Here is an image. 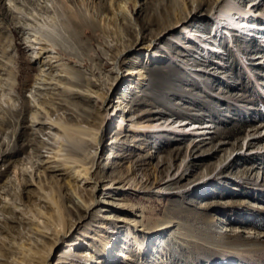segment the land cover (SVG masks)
<instances>
[{"label":"rangeland","instance_id":"374dc122","mask_svg":"<svg viewBox=\"0 0 264 264\" xmlns=\"http://www.w3.org/2000/svg\"><path fill=\"white\" fill-rule=\"evenodd\" d=\"M237 1L248 7L260 1V10L264 8V0ZM185 2L0 0V264L25 262V257L9 250L11 241L46 254L53 244L33 225L20 222L15 211L29 202L24 172L38 154L32 141L39 126L32 125L36 109L30 104L32 86L43 69L36 52L44 45L56 48L54 68L46 70L56 75L50 95L44 98L51 96L56 102L53 109L46 108L51 118L70 124L93 119L90 129H95L104 120L105 106L121 109L116 119L124 124L145 122L150 116L139 114L155 108L166 114H155L154 122L160 117L178 118L210 125L206 130L213 131L195 145L204 137L152 132L149 143L143 132L135 131L112 143L118 133L126 132L118 130L115 121L108 124L104 136L109 143L100 150L96 171V178L103 180L96 198L129 210L101 205L87 215L84 203L91 192L83 190L84 182L70 190L75 195L67 200V209L57 188L47 185L59 209L42 208L43 215L52 213L49 216L64 227L87 215L73 235L53 250L49 264H56L67 242L78 236L87 244L73 250L90 252V260L76 264H264V64L253 59L264 56V42L244 36L233 43L226 29L220 58L205 52V61L197 63L202 54L194 49L183 64L178 60L183 56L176 54L183 47L168 42L178 40L175 31L152 52L137 49L119 56L124 46L136 42L139 32L147 45L161 31L167 14L185 7ZM209 9L206 5L203 10ZM208 23L206 34L211 31ZM147 53L164 60L147 63ZM117 68L123 75L133 68L141 74L118 80ZM199 68L204 70L196 71ZM86 89L97 91L99 99L83 95ZM107 93L109 100L104 103ZM137 137L142 140H133ZM162 158L166 164H159ZM180 166L186 175L169 181ZM137 213L142 214L137 218L139 228L125 222L116 225L117 219H133ZM40 215L37 219L43 220ZM107 215L110 218L104 219ZM139 241L146 245V255L139 253ZM107 244L111 255L122 251L128 257L105 260L95 250Z\"/></svg>","mask_w":264,"mask_h":264},{"label":"bare ground","instance_id":"6f19581e","mask_svg":"<svg viewBox=\"0 0 264 264\" xmlns=\"http://www.w3.org/2000/svg\"><path fill=\"white\" fill-rule=\"evenodd\" d=\"M185 1V7H175V9L170 12V15L167 14L161 31L154 33L153 37L148 40L149 42L147 45H143L146 37L141 35V32H139L136 42L124 46V48L119 51V56L127 52H133L137 49H147L148 51L152 52L160 40L166 38L168 34H172L175 31L178 32L175 36V38L178 40H171L168 42L172 44L173 41L178 47H183L182 52H176L177 55L183 56L182 58H178V60L183 64L189 61L188 56L192 54L191 52L194 49H199L200 54H202V58L200 61H197V63L205 61V52H209V54L215 53L219 55L220 58V55L222 54L221 52L223 51L219 49V47L221 45L220 43H222V39L224 40V33L227 34L226 29L228 30L230 40L233 43H236L238 38L244 36H248V38L252 37L255 40L264 42V8L260 10V1L252 2L249 7L242 5L237 0ZM195 3L197 4L194 6ZM206 5L210 7L208 11L203 10ZM192 20L198 23L193 24L194 21ZM208 21H211V31L206 34L205 30L208 28ZM227 47L232 48V45L228 44ZM37 49L38 51L36 52V58L43 59V69H41V72L36 77V81L32 86L31 92L33 94L34 100H32L33 104H30V107L33 110L36 109L34 111L36 119H32V125L39 126V129H36L37 133H35L32 141V144L34 142L36 145L35 149L38 151V154L33 161L34 163L31 169H27L24 172L26 175L24 192L28 196L29 202L25 207L24 205L23 207L17 206L15 211L20 213V215H16L20 222L33 225L36 227L37 232H39L42 237L51 239L53 244L46 254L42 253V251L32 250L31 248L24 247L22 244L11 241L8 246L9 250L25 257L26 259L23 264H49L53 250L62 244V242H65L68 237L73 235L74 230L81 225L86 216L95 207L101 205L102 207L105 206L119 209L123 207V205L120 203L113 201H102L96 198V194L100 190V187H102L101 183L103 181L102 179L100 180L96 178V171L101 164L100 150H104L106 144L109 143L106 141L104 136V130L108 124L115 121L117 122V127H115L118 130L124 129L123 133L126 132L124 135H121L122 132L120 131L121 133H118L120 135L116 136L111 141L112 143L120 142V137L123 138L124 136H129L130 132L135 131L136 133L143 132L145 136L144 139L149 141V143L151 141L148 139V137H150V133L152 132H172L181 134L183 136L192 134L197 136V138L204 137L201 139H196V141L193 143L195 145L197 141L200 142L203 139H206L207 137L205 136L207 134L213 133V131L206 130V128H211L210 125L191 124L190 121L179 122L177 121L178 118L163 119L160 117V121L154 122L153 116L155 114H166L162 109L155 110V108L142 111L139 116L150 117L145 120V122H138V124H129L128 122L124 124L121 120L119 121L116 119L118 118V110L120 111L121 109L110 110V108L106 107L105 105L104 120L98 128L90 129V126L94 122L93 119H88L87 121H82V119H79L78 123L76 124L62 123L57 121L56 119L50 117L52 113L46 109L47 107L53 109V105L56 104V102L51 99V96H49L47 99H44L50 95L49 90L53 88L52 86L55 84L54 82L56 80L55 74L50 71H46L50 69L52 70V68H54V66H52V58H54L52 53L56 52V48H50V46L44 45L42 47H38ZM146 57L147 63L156 62L157 60L162 62V60H164L162 58L163 56L157 55L155 53H147ZM263 57V55H258V58L253 57L254 60H257L255 64H264ZM200 70L204 69L199 68L196 71ZM117 72L118 80H122L126 77H137L141 74V70L137 68L129 70V72H127L125 75L122 74V70L119 68H117ZM206 72L213 73L212 71ZM56 85L58 86V83ZM59 86L61 85L59 84ZM82 94L95 101L99 99L97 91L91 92L90 90L86 89V91ZM39 98H41L43 101L45 100V102L41 101ZM102 100L104 103H106L109 100V94L107 93L106 97H103ZM120 103L125 107L124 110H126L127 105H125L122 101H120ZM82 116L84 117V115ZM116 133L117 132L114 134ZM42 134L47 135L48 138L45 139L42 137ZM156 136L159 137L158 135ZM113 137V135L110 136V138ZM59 138H61L60 141ZM133 140L138 141L142 140V138L139 139L137 137ZM252 141H250L249 144ZM166 163V158L159 159V164ZM185 175V170L180 166L175 176L172 179H169V181L175 180L179 177L181 178L182 176L184 177ZM81 182H84L83 190H89L91 192V196L89 197L87 203H84L85 211L87 213L86 216L81 215L68 227H64L59 221L54 220L49 216L50 214L52 215V213L43 215L42 208L47 207L53 210V212L56 209H59L58 204L51 200L50 192L46 190L47 185L57 188L59 198L61 201H63L62 205L65 208L70 209L66 205L67 200H70L72 195H75V193L70 190L72 188L77 190ZM109 188L113 187L110 186ZM3 207L5 210L12 212L11 206H9L7 203H3ZM74 208L76 211L79 209L78 206ZM123 209L129 210L128 208L124 207ZM72 210L74 209L72 208ZM131 210L134 211L133 208H130V211ZM39 213L41 214L40 216H43V220L37 219L36 215ZM141 216V213H137L133 219H126L123 217L119 218L117 219L118 222H116V225H118V223L125 222V226L127 225L129 227L134 226L139 228L142 226V224L139 220H137V218ZM103 218L108 219L110 217L107 215ZM120 225L124 226V224ZM149 237H147V239H149ZM67 243L68 244L66 247L61 250L56 264H76V261L81 262L84 259L90 260V258H87L90 252H79L73 250V246L79 245L80 243L87 244L84 239H81L78 236L73 241H69ZM139 244V253L141 255H146V250H148L146 245L142 244L140 241ZM103 246L104 247L101 249L97 248L95 252L98 255L103 256L105 260L114 258L116 259L119 257L122 258L126 256L122 251L115 252L114 255H111V245L107 244ZM122 248H125V246ZM70 256L71 258L69 261ZM91 258H94V255H92ZM97 263H100V261H97Z\"/></svg>","mask_w":264,"mask_h":264}]
</instances>
